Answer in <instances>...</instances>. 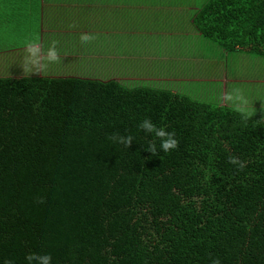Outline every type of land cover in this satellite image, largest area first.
<instances>
[{
	"label": "trees",
	"instance_id": "16d2710c",
	"mask_svg": "<svg viewBox=\"0 0 264 264\" xmlns=\"http://www.w3.org/2000/svg\"><path fill=\"white\" fill-rule=\"evenodd\" d=\"M193 23L225 52L264 58V0H207ZM203 97L0 76V261L264 264V118ZM145 117L179 146L148 151L159 141L138 129ZM114 133L135 139L125 147Z\"/></svg>",
	"mask_w": 264,
	"mask_h": 264
},
{
	"label": "crops",
	"instance_id": "0c3cea01",
	"mask_svg": "<svg viewBox=\"0 0 264 264\" xmlns=\"http://www.w3.org/2000/svg\"><path fill=\"white\" fill-rule=\"evenodd\" d=\"M206 1L0 0V41L3 39L4 42L0 51L12 50L17 52L16 56L22 57L27 55V45L21 44L20 39L27 44L35 40L40 49L47 50L54 38L61 59H102L103 65L113 68L109 70L114 75L108 79L138 83L142 79H135L133 75H139L141 71L136 68L146 65L143 72L151 78L145 80L153 86L200 94L203 86L186 88L191 81L186 76L190 77L194 72L195 63L191 55L182 54L176 43L183 42L180 38L185 35L202 36L194 26L193 17ZM13 34L18 38H12ZM83 34H90L94 39L81 43ZM22 49H25L23 54ZM221 52L224 54L223 49ZM185 65L192 69L185 71ZM129 66L135 71L128 72ZM63 69L57 75L53 72L44 74L74 75L63 73ZM74 70L80 71L78 68ZM38 73L43 75L41 70ZM226 76L222 75L221 79L225 81ZM165 78V81L158 82ZM197 81L201 82L200 79ZM223 87L217 101L228 105L229 99L225 96L228 88L225 84Z\"/></svg>",
	"mask_w": 264,
	"mask_h": 264
},
{
	"label": "rangeland",
	"instance_id": "374dc122",
	"mask_svg": "<svg viewBox=\"0 0 264 264\" xmlns=\"http://www.w3.org/2000/svg\"><path fill=\"white\" fill-rule=\"evenodd\" d=\"M34 35L35 33L32 34V36ZM12 38H18V36L13 34ZM180 39H183V42H177L176 46L179 47L183 55H191L192 62L195 63V66L193 65L194 72L190 77L189 75L186 76L188 81L191 80L190 84L186 87L188 90H190L192 86H203L204 89L200 88L199 91L200 94L204 95L203 98L218 102L217 99L220 97L222 87L225 84L228 88L225 95L229 99V101H227L228 105L238 107L251 114H256L264 118V58L254 56L248 52L238 51L225 52L223 50L224 54H222V49L218 44L203 36L197 37L191 35V37H189V35H185ZM185 39H189V41H185ZM3 43L2 39V41H0V50H2L4 46L2 45ZM20 43L27 45L23 39H20ZM128 44L130 45L131 43ZM46 51L45 48H41L40 53H42L43 56H40L39 53V64H46V68L39 67L38 65H27L25 61L26 56H16L17 52L14 53L12 50L0 51V76L40 75V73H38L39 70L43 72V75H47L44 73L48 72H53V75H57L61 68H65V70L63 69V73L74 74L83 78H98L105 80L114 75L111 74L112 71L109 70H113V68L103 65L104 62L102 59H93L89 61V59L59 58L57 62H48L45 59ZM23 53H25V49L21 50V54ZM143 59L144 58H142V60ZM75 68H78V70L80 69V71H75ZM145 68L146 65L139 66L136 69L137 71H141V73L139 75H133V78L142 79V81L138 83H130L129 81V84H124L129 87L139 84L152 85V83L145 80V78H151L144 74L143 71ZM190 69L192 68L185 65V71ZM127 71L133 72L135 68L129 66ZM224 74L227 75L225 81L221 79V76ZM193 78L196 80L193 81ZM198 79L201 80L200 83L197 81ZM165 80L166 78L164 80L159 79L158 82ZM231 101L238 102L232 103Z\"/></svg>",
	"mask_w": 264,
	"mask_h": 264
},
{
	"label": "clouds",
	"instance_id": "9594fccd",
	"mask_svg": "<svg viewBox=\"0 0 264 264\" xmlns=\"http://www.w3.org/2000/svg\"><path fill=\"white\" fill-rule=\"evenodd\" d=\"M92 39H94V37L90 34H83L81 36V43H87ZM39 53L40 47L35 40L29 41L27 44V55L25 57L26 64L29 66L38 65L39 67L46 68V64H39ZM59 58L57 41L53 38L47 48L45 59L48 62H57ZM137 127L145 134L153 136L159 141L158 145L155 142H151L147 146V150L153 155L160 151L168 153L175 150L179 146V140L176 137V133L168 130L166 126H157V124L150 117H145L140 120ZM107 138L110 141L124 145L125 147H128L132 143L133 139H135L131 134L122 135L119 133L110 134ZM229 161L234 165L239 164L240 167H243V164L240 163L236 157H229ZM25 261L26 264H53V257L52 254L48 252H29L25 255ZM0 264H16V261L14 258L9 257L0 261ZM210 264H221V261L219 258H212L210 260Z\"/></svg>",
	"mask_w": 264,
	"mask_h": 264
}]
</instances>
